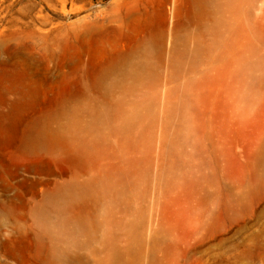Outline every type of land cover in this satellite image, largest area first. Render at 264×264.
<instances>
[{"label":"rangeland","instance_id":"obj_1","mask_svg":"<svg viewBox=\"0 0 264 264\" xmlns=\"http://www.w3.org/2000/svg\"><path fill=\"white\" fill-rule=\"evenodd\" d=\"M163 36L154 68L105 96L108 70ZM105 104L109 125L92 123L89 107ZM74 108L75 144L95 147L96 165L29 145ZM263 151L264 0H216L205 16L195 0H0V264H50L37 211L106 172L100 191L150 190L116 208L108 199L75 264H149L155 246L161 263L264 264Z\"/></svg>","mask_w":264,"mask_h":264},{"label":"bare ground","instance_id":"obj_2","mask_svg":"<svg viewBox=\"0 0 264 264\" xmlns=\"http://www.w3.org/2000/svg\"><path fill=\"white\" fill-rule=\"evenodd\" d=\"M213 1L216 0H195L200 16L209 14V6ZM117 6V3L113 5V11H116ZM169 29L166 34L168 38L170 36ZM165 47L163 36L161 39L154 40L153 43L144 46L140 53L123 55L120 58L121 63L108 70L100 81L99 86L103 90L104 95H111L117 83L127 84V86L133 88L147 72L154 68L151 60L153 51L157 49L161 53L167 50ZM113 73L119 74L118 82H108L109 77ZM233 95H230L231 99H233ZM109 109L110 107L107 104L102 107L91 105L89 107L91 122L96 125H109ZM80 111V109L74 108L66 116V119L60 120L54 127H49V125L45 124L36 132L34 138L30 140V147L47 151L58 150L65 155H70L80 163H88L92 166L96 165L100 159V155L97 154L95 147L91 146L85 140L75 144L78 141V136L83 127V116L80 115ZM132 121L133 123L135 122L134 119H131L129 123L132 124ZM122 131L123 133L127 132L126 129ZM258 162L264 172V151L258 157ZM108 177L109 172H106L104 176L98 177L93 182L61 187L48 194L46 205L39 208L37 212L42 221L43 231L54 242L50 264H75L79 260V256L73 254V252L91 245L97 239V233L104 224V221L101 222L98 220L97 215L108 212V208H106L108 199L110 200V206L116 208L124 199L135 200L150 190L148 187H142V183H138L130 188L128 192L118 189V185L115 187H106L102 191L98 190L96 186ZM162 184L163 178L160 176L157 178L156 188L161 189ZM127 193H129V199L126 196ZM172 230L171 232H173ZM181 232L183 233L184 231ZM176 242L173 241L171 244L165 246L167 255L171 256L177 252L178 247ZM106 245L111 247V242L107 241ZM159 249V246H155L154 251H151L149 264H170L168 262L161 263L155 257V252ZM111 257L114 261L124 262L118 253L112 254ZM139 260L140 255L138 254V257L136 256L129 262L130 264H138Z\"/></svg>","mask_w":264,"mask_h":264}]
</instances>
